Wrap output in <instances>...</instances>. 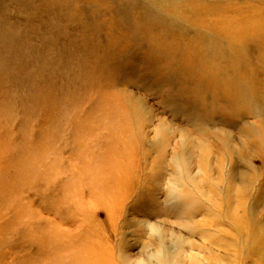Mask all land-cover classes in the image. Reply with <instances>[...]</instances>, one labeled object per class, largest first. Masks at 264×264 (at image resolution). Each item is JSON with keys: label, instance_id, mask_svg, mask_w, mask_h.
I'll list each match as a JSON object with an SVG mask.
<instances>
[{"label": "rangeland", "instance_id": "obj_1", "mask_svg": "<svg viewBox=\"0 0 264 264\" xmlns=\"http://www.w3.org/2000/svg\"><path fill=\"white\" fill-rule=\"evenodd\" d=\"M248 10L264 0H0V264H264Z\"/></svg>", "mask_w": 264, "mask_h": 264}, {"label": "bare ground", "instance_id": "obj_2", "mask_svg": "<svg viewBox=\"0 0 264 264\" xmlns=\"http://www.w3.org/2000/svg\"><path fill=\"white\" fill-rule=\"evenodd\" d=\"M227 9H229L228 7H226V8H222V9H220L219 10V13H220V15L221 16H226V15H228V12H227ZM230 10V9H229ZM227 12V13H226ZM225 13V14H224ZM241 15V17H238V18H240V19H249V20H252V19H257V18H261V16L262 15H264L262 12H260L259 13V15L255 12V11H252V10H248V11H245L244 13H241L240 14ZM263 17V16H262ZM223 27V29L225 30V31H231V27L230 26H225V25H223L222 26ZM165 125V124H164ZM184 146V145H183ZM127 151H129V150H127ZM130 151H131V149H130ZM128 153V152H127ZM129 154H131V153H129ZM134 155V154H133ZM125 159V158H124ZM129 159V158H128ZM128 165V164H127ZM126 165V167H128ZM128 168H130V167H128ZM132 169H133V167H131ZM127 168H125V166H123V165H119V166H116V165H112L111 167H105V169H103V171H102V173H103V176H105V177H111V176H116L115 175V173L114 172H117V174H122V175H125V174H127V173H125V171L124 170H126ZM131 170V169H130ZM135 170V169H134ZM135 172V171H134ZM129 173V172H128ZM132 175V174H131ZM101 176V175H100ZM103 178V177H102ZM111 180H113V188L114 187H116V186H118L119 185V191H120V189H122L123 188V186H124V183H126V180H124V183L122 184V182H121V179H115V178H111ZM131 181V180H130ZM131 183H132V181H131ZM135 184V183H134ZM133 185V184H132ZM117 191V190H116ZM112 194V193H111ZM115 202V203H114ZM104 203H106V205L105 206H112L113 208H114V204H116V206H117V204L118 205H120L121 203L119 202V199H117V197H115V198H113V199H110L109 198V200L108 199H106V200H104V199H100V201L98 200L97 202H95V201H92V202H90L89 203V208L92 210V211H94V210H96V208L97 207H101V206H104ZM125 205V204H124ZM121 207V206H120ZM124 208V207H123ZM116 209V208H115ZM114 211V212H113ZM112 211V209L110 208V210H108V212H109V215H108V217L110 216V218H109V221L112 223V221H113V219H114V217H113V215L115 216L116 214H114L115 213V210H113ZM117 213V212H116ZM118 215V214H117ZM120 215H122V214H120ZM94 216V215H93ZM95 217V216H94ZM117 217V216H116ZM115 217V218H116ZM115 220V219H114ZM117 220V219H116ZM109 221H108V223H109ZM114 222V221H113ZM237 222V221H236ZM92 223V222H91ZM154 223V222H153ZM95 225H97L96 223H94ZM117 226V225H116ZM152 226V225H151ZM160 227V226H159ZM150 228H152V227H150ZM155 229V228H154ZM162 229V228H161ZM156 232V231H155ZM164 236V235H163ZM171 236H172V234H171ZM178 236H180V235H178ZM169 237V236H168ZM122 240V239H121ZM109 245V244H108ZM108 247V246H107ZM84 249V248H83ZM109 250V249H108ZM83 251V250H82ZM81 252V251H80ZM104 252V251H103ZM83 254H84V251L82 252ZM106 253V252H105ZM141 254V253H140ZM112 255V254H111ZM111 255H109V256H111ZM141 255H143V254H141ZM149 255V254H148ZM153 255V254H152ZM152 255H151V257H152ZM104 255L102 254V253H100V252H98V254H97V256H96V258L97 259H93V260H91V261H89V262H86L85 260V263L86 264H105V260H106V258L107 257H103ZM147 256V255H146ZM154 256V255H153ZM142 257V256H141ZM86 258H88V260L91 258V257H86ZM144 258V257H143ZM155 258V257H154ZM120 259V258H119ZM156 259V258H155ZM143 260V259H142ZM141 260V261H142ZM151 260V259H150ZM83 261V262H84ZM112 261V260H111ZM148 261H149V259H148ZM82 262V261H81ZM107 262V261H106ZM140 263V262H139ZM143 263H144V261H143ZM145 263H146V261H145ZM109 264V263H108ZM110 264H111V262H110Z\"/></svg>", "mask_w": 264, "mask_h": 264}]
</instances>
